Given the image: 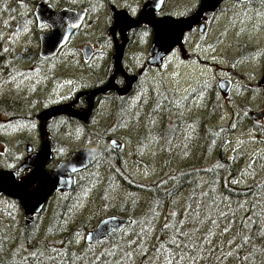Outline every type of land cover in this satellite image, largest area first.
I'll use <instances>...</instances> for the list:
<instances>
[{
	"label": "flooded vegetation",
	"instance_id": "obj_1",
	"mask_svg": "<svg viewBox=\"0 0 264 264\" xmlns=\"http://www.w3.org/2000/svg\"><path fill=\"white\" fill-rule=\"evenodd\" d=\"M203 1L162 0L161 3L158 1L152 8H148L152 0H48V4L56 11L69 8L76 10V13H85V17L67 39L66 44L51 55L42 57L39 53V59L31 61L37 65L36 69L42 72L41 79L44 77L45 81V86L40 90L34 89L36 93L40 92L39 97L31 93L27 99L29 104L34 103V100H39L42 104L41 112L34 119L36 135L35 137L30 135L25 139L24 147H20L23 150H13L12 153L6 144L7 158L15 161L8 169L0 170L14 172L19 184L29 179L32 182L37 178L35 175L39 171L40 179L28 189V193L39 187L44 173L54 172L53 176L64 180L60 181L58 187L55 185L56 188L54 187L55 189L46 197L41 211L35 212L32 216H28L19 199L0 194V200L6 199V205L1 204L0 211L14 203L13 209L16 208L19 217L22 213L25 216L19 235L28 227L37 228V223H40L41 219H44V228L47 226L49 230L52 228L49 222L54 219L50 217L56 213L59 215L58 218H61L59 223L63 224L65 221L71 223L66 213L76 212V197L84 183L80 182L82 176L89 173L88 183L101 178L103 174L106 175L107 162L110 161L111 165L118 169L126 170L124 154H131L134 157L138 154L139 147L141 154L152 153L156 163L160 164L158 158L160 154L175 153L178 139L185 141L191 139L192 118L187 117L184 109L198 97L200 109L204 108L203 104L207 105V94L203 95L206 84L203 85L204 80L199 78L203 77L201 71L210 64L207 49L209 44L205 39L209 37L213 23L218 17L226 14L240 15L246 20L255 14L261 17L260 13L264 11V0H221L215 11L203 12L199 23L184 31L179 38L177 34H173L175 32H172L173 35H170L172 38L168 40L161 41L158 38L159 30L150 23L151 20L171 22V18L187 19L197 15ZM31 2L32 5L36 4L37 8L40 0ZM35 11L31 18L39 32L41 50L39 38L41 35H51L52 29L48 24L39 25ZM233 28L232 25H225L220 35L213 40V45L217 44L221 49L226 37L233 33L235 40L229 43L238 48L239 59L251 57L256 51L253 41L243 38L247 33L243 26L238 27L235 32ZM259 30H264V24L256 31ZM243 34L245 35L242 36ZM247 45L253 50L248 49L246 53L243 48ZM11 65H8L9 69ZM184 66L192 68V71L186 72L183 70ZM26 67L28 65L23 68ZM18 68L22 69L20 66ZM187 75L197 79L187 82L193 91L190 89L187 96H184L183 92L187 91V88H182L184 83L182 86L179 85L177 78ZM9 77L16 78L15 75L4 78ZM230 79L233 82L234 78ZM108 85L109 89L100 91ZM2 93L1 86L0 101L6 102ZM7 100L10 102L7 104L9 107L18 104L11 101L15 100L13 98ZM18 105L21 112L23 107L21 104ZM54 108L60 110L47 118L43 125L40 115ZM147 109H151L152 114L147 115L145 113ZM88 110L90 116L76 115ZM19 111L13 108L11 111L1 112L8 115ZM20 125L0 123V140L10 143L9 135H5L3 139L2 134L8 132L16 136V132L22 127ZM204 126L201 124V127ZM44 130L46 134H43ZM206 130L204 129L205 132ZM201 132L205 133L202 128ZM81 141L87 146L77 148L76 144ZM88 141L96 145L89 144ZM113 141L117 142L119 149L113 147ZM129 145L132 146V151L128 152ZM88 150L91 151L88 168L76 172V153ZM15 154L23 156L19 158ZM69 160L71 164L64 167L63 163ZM41 163L42 165L44 163L43 167ZM23 166L24 169L21 170ZM110 172L111 170L109 174ZM169 179L174 183L175 176L173 178L170 176ZM123 181L132 185L127 180ZM6 209L0 215V235L13 239L15 236L6 235L12 217ZM4 222L8 225L5 226Z\"/></svg>",
	"mask_w": 264,
	"mask_h": 264
},
{
	"label": "rangeland",
	"instance_id": "obj_2",
	"mask_svg": "<svg viewBox=\"0 0 264 264\" xmlns=\"http://www.w3.org/2000/svg\"><path fill=\"white\" fill-rule=\"evenodd\" d=\"M35 8L36 4L32 5L31 0H6V5L0 14L1 25L4 32L6 31V40L10 49L9 51L5 44V48L9 53V62L16 65L17 68L18 66L22 68H18V73L14 74L16 76L14 79L11 77L4 78L5 75H2L0 70V81L4 78L0 83V87L2 86V94L6 98L7 104L10 103L7 99L13 98L15 100H11L12 102H18L23 107L22 111L18 113L11 112L7 115L0 112V123H19L22 126L16 132V136L14 133L9 134L8 132L2 134L3 139L5 135H9L10 143L0 140V168L8 169L15 161L7 158L6 144L13 153V150H23L20 147L25 145V139L30 135L35 137L36 120L34 121V119L42 109L39 100H34V103L30 102V104L27 101L31 93L39 97L40 92L36 93L34 89L39 88L40 90L45 86L44 77L41 79L42 72L38 71L36 69L37 65L31 62L38 60L40 53L39 32L34 27L31 18V14L36 10ZM260 15L262 16L259 17L255 14L244 20L240 15L226 14L218 17L213 23L210 35L205 39L209 44L207 49L210 64L205 70L201 71L203 77L199 78L204 80L203 85L206 84L203 95L207 94V105L204 106L203 104L204 108L200 109V99L198 97L184 109L187 117L192 118L191 139L188 141L178 139L175 153L160 154V157H158L160 158V164L156 163L152 153L141 154L138 147V154H135V149H133L134 157L131 154H124L126 155L123 158L126 163V170L112 166L109 161L105 164L108 167L106 175L103 174L101 178L88 183L89 173L82 176L80 182L84 183L81 185L80 192L76 197V212L68 211L66 213V217L69 218V221H72L70 227L76 228L77 224L81 225L78 231L83 233L78 235L79 242L85 243L87 233L98 226L102 220L99 221V214H104L107 210L115 212L114 210L120 203L117 198L124 193V189L136 188L138 185L146 187L157 181L172 183V179H169L170 176L173 178L178 171H189L191 168H195V172H199L202 182H206L207 180L203 179V173L206 172L210 164L216 162L217 157V155L209 157V154L222 153L224 158L234 161L235 174L232 180L240 187L249 186L254 182L260 183L264 179V118L255 120L252 116L253 113H264V84H262L264 77V30L256 31L264 24V11ZM225 25H232L234 32L238 27L242 28L243 26L247 33L242 36L245 35L244 39L247 38L253 41L255 54L247 59H239L238 48L231 46L229 43V41L235 40L233 33H229L221 49L219 45H213V40L220 35ZM250 45L244 47L243 51L247 53L248 49L253 50ZM247 56L245 55V57ZM27 65L28 67L23 68ZM183 70L188 72L192 71V68L184 66ZM187 76L177 78L179 85L182 86L184 83L182 88H187V91L183 92L184 96H187L192 88L190 83L187 82L197 79L196 77ZM231 77L234 78L233 82L230 79ZM228 78L232 85L227 94H224L220 88V82ZM18 104H14L10 108L19 106ZM150 110H145V113L147 115L152 114V110ZM134 112L135 109H133V115ZM161 113L163 114L162 111ZM125 119L126 117L123 118L124 122ZM145 119H148V117H145ZM201 124L205 126L201 127ZM146 128L149 127L146 126ZM201 128L203 132H205L204 129H207L206 132L202 134ZM13 130L15 131L16 128H13ZM209 139L212 145L210 151ZM88 143L96 145L90 141ZM83 146H87V144L82 141L76 144L77 148ZM131 147L129 145L128 152L132 151ZM15 155L19 158L23 156V154ZM118 160L120 162V159ZM109 170H111L110 174ZM123 180H127L132 185L124 183ZM99 195L105 197L99 198ZM124 195L128 196V194ZM147 199L148 196L143 194L140 208L145 206ZM0 202V205H6V199L0 200ZM13 205L14 203L11 206L3 207L0 211V215H2V211L7 208V212L12 215L9 220V232H6L9 237L19 235L21 223L25 219L23 213L19 217V212L15 210L16 208L13 209ZM177 209H179L178 206ZM171 212H173V209ZM110 215L114 214L111 213L108 216ZM43 220L41 219L40 223H37L39 233H43L44 230L45 222ZM92 224L95 227L89 229ZM44 232L51 233L52 231L45 228ZM232 240L233 237H226L224 238V244L229 245ZM220 263L221 261L218 264ZM196 264L208 263L204 259L201 263L197 262Z\"/></svg>",
	"mask_w": 264,
	"mask_h": 264
},
{
	"label": "trees",
	"instance_id": "obj_3",
	"mask_svg": "<svg viewBox=\"0 0 264 264\" xmlns=\"http://www.w3.org/2000/svg\"><path fill=\"white\" fill-rule=\"evenodd\" d=\"M5 5L6 0H0V14ZM1 23L0 70L8 77L18 68L14 64L8 68L5 44L10 49ZM12 109L0 101V112ZM208 145L210 151V139ZM214 155L216 162L203 173L206 182L191 168L178 171L174 183L157 181L124 189L115 212L107 210L98 218L111 213L130 217L133 222L125 230L95 244H82L81 225L71 229L70 223H59L56 213L50 217L52 228L46 226L51 233L44 232L46 227L39 233L33 226L13 239L0 235V264H196L204 259L208 264H264V179L240 187L232 180L234 161L222 153L209 157ZM143 194L148 199L140 208ZM226 237H233L229 245L224 244Z\"/></svg>",
	"mask_w": 264,
	"mask_h": 264
},
{
	"label": "water",
	"instance_id": "obj_4",
	"mask_svg": "<svg viewBox=\"0 0 264 264\" xmlns=\"http://www.w3.org/2000/svg\"><path fill=\"white\" fill-rule=\"evenodd\" d=\"M158 1L159 3H161L162 0H152V2L147 7L152 8L153 5H155ZM220 1L221 0H204L202 7L197 15L189 17L187 19L175 20L171 18V22L167 20H163L162 22L158 20H151L150 23L159 30L158 38L161 41L172 38V36H170L172 32H175L173 34H177V37L179 38L184 31L190 30L199 23L200 16L203 12L215 11ZM35 15L40 26L48 24L52 29L51 35H41L40 37V55L42 57H45V55L53 54L57 49L66 44L67 39L76 29V27H78L82 23L85 17V13H76V10H72L69 8H64L60 11H56L51 5L48 4V0H40L36 8ZM169 30H171V32ZM167 35L169 36L166 37ZM117 63H120L119 59L117 60ZM231 84L232 83L230 80H221L220 88L224 94H227L228 90L231 87ZM262 84H264V77L262 80ZM109 87L110 86L108 85L100 91H105L109 89ZM58 110H60V108H54L49 111L43 112L40 115L42 124L44 125L46 119L51 117L52 115H55ZM76 115L78 117L90 116V111L88 110L85 113H77ZM252 116L255 120L262 119L264 117V113H253ZM43 134H46L45 130L43 131ZM113 147L119 149V145L116 141H113ZM90 153V150L76 153V172L88 168L91 158ZM65 163H63V166L65 165L64 167H67L69 163L71 164L70 160L66 161ZM41 166L43 167L44 163L43 165L41 163ZM23 169L24 166L21 168V170ZM38 172L35 175V177L37 178L32 182H30L29 179L22 184H19L17 183V176L14 172H10L8 170H0V194L3 193L8 197L19 199L22 205L25 207L28 216H32L35 212L41 211L43 205L46 202V197H48V195L56 188L55 185L58 187L61 184L60 181L63 182L64 180H61L58 176H53L52 173L54 172L47 171L51 174L44 173V178H41L39 187L28 193V189L32 185H34L37 179H40V173ZM56 175L58 174L56 173ZM132 222L133 220L130 217H121L115 215L108 216L102 219L95 229L87 233L86 242L89 244H95L96 242H99L112 234L119 233L125 230L132 224Z\"/></svg>",
	"mask_w": 264,
	"mask_h": 264
},
{
	"label": "snow or ice",
	"instance_id": "obj_5",
	"mask_svg": "<svg viewBox=\"0 0 264 264\" xmlns=\"http://www.w3.org/2000/svg\"><path fill=\"white\" fill-rule=\"evenodd\" d=\"M165 227H168V225H165ZM229 255H231V253H229ZM183 258V257H182Z\"/></svg>",
	"mask_w": 264,
	"mask_h": 264
},
{
	"label": "bare ground",
	"instance_id": "obj_6",
	"mask_svg": "<svg viewBox=\"0 0 264 264\" xmlns=\"http://www.w3.org/2000/svg\"><path fill=\"white\" fill-rule=\"evenodd\" d=\"M223 70V69H222Z\"/></svg>",
	"mask_w": 264,
	"mask_h": 264
}]
</instances>
